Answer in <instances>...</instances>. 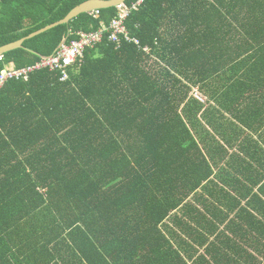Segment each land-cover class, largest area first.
Masks as SVG:
<instances>
[{
  "label": "trees",
  "instance_id": "obj_1",
  "mask_svg": "<svg viewBox=\"0 0 264 264\" xmlns=\"http://www.w3.org/2000/svg\"><path fill=\"white\" fill-rule=\"evenodd\" d=\"M83 1L0 0V46ZM95 11L0 73L116 16ZM124 23L138 44L104 35L66 80L1 88L0 264H239L264 224V0H142Z\"/></svg>",
  "mask_w": 264,
  "mask_h": 264
},
{
  "label": "built area",
  "instance_id": "obj_2",
  "mask_svg": "<svg viewBox=\"0 0 264 264\" xmlns=\"http://www.w3.org/2000/svg\"><path fill=\"white\" fill-rule=\"evenodd\" d=\"M141 1L142 0H137L133 2L131 6L125 3L116 6V16L111 20L108 26L102 25L100 29L91 32L79 31L78 38L60 44L56 53L52 55L44 56L39 61L23 67H6L4 71L0 73V90L7 81L13 79L26 80L34 71L43 68H47L51 71L59 70L60 80H66L68 78V67L79 64L82 60L84 49L86 47H93L96 43H99L105 34L109 41L117 43V45L123 38L126 41H133L138 44L136 39L130 38L127 34L124 21L133 10L137 9ZM92 13L96 16L98 11H93ZM143 49L148 51L147 47ZM195 96L199 98V96Z\"/></svg>",
  "mask_w": 264,
  "mask_h": 264
},
{
  "label": "water",
  "instance_id": "obj_3",
  "mask_svg": "<svg viewBox=\"0 0 264 264\" xmlns=\"http://www.w3.org/2000/svg\"><path fill=\"white\" fill-rule=\"evenodd\" d=\"M124 1L125 0H85L80 4L76 5L75 7H73L62 19L55 21L51 24H48L16 41L0 46V56H2L5 52L21 47L26 39L34 37L40 33H43L56 25L68 23L71 19H73L74 17L78 16L81 13L91 12L92 10H100L104 8L115 7L116 5L123 3ZM65 41L66 40H64L61 44L65 43Z\"/></svg>",
  "mask_w": 264,
  "mask_h": 264
},
{
  "label": "crops",
  "instance_id": "obj_4",
  "mask_svg": "<svg viewBox=\"0 0 264 264\" xmlns=\"http://www.w3.org/2000/svg\"><path fill=\"white\" fill-rule=\"evenodd\" d=\"M262 200L264 201L263 195ZM253 215L257 220L264 222V214L261 211ZM247 230V235L245 233L241 241L242 258L239 264H264V224L259 225L256 229Z\"/></svg>",
  "mask_w": 264,
  "mask_h": 264
},
{
  "label": "rangeland",
  "instance_id": "obj_5",
  "mask_svg": "<svg viewBox=\"0 0 264 264\" xmlns=\"http://www.w3.org/2000/svg\"><path fill=\"white\" fill-rule=\"evenodd\" d=\"M125 1H126V0H125ZM125 1H124L123 3H125ZM135 2H136V1H135ZM125 4H126V3H125ZM118 5H119V4H118ZM118 5H116V6H118ZM116 6H115V8H116ZM94 11H95V10H94ZM91 12H93V11H91ZM91 12H89V13H91ZM116 12H117V11H116ZM113 18H114V17H113ZM113 18H112V19H113ZM112 19H111V20H112ZM125 20H126V19H125ZM110 22H111V21H110ZM124 24H125V23H124ZM102 25H106V24H103V23H102V24H101V27H102ZM108 25H109V24H108ZM108 25H106V26H108ZM101 27H100V28H101ZM100 28H99V29H100ZM97 30H98V29H97ZM105 35H106V34H105ZM106 36H107V35H106ZM107 39H108V38H107ZM65 42H66V41H65ZM100 42H101V41H100ZM96 44H97V43H96ZM96 44H95V45H96ZM143 48H144V47H143ZM147 49L149 50V48H147ZM143 50H144V49H143ZM147 52H148V51H147ZM75 65H77V64H75ZM73 66H74V65H73ZM59 72H60V71H59ZM190 94H193L194 96H195V95L199 96L200 100H202V99L204 98V96H203V95L197 90L196 87L193 88V89L191 90ZM195 97H196V96H195Z\"/></svg>",
  "mask_w": 264,
  "mask_h": 264
},
{
  "label": "bare ground",
  "instance_id": "obj_6",
  "mask_svg": "<svg viewBox=\"0 0 264 264\" xmlns=\"http://www.w3.org/2000/svg\"><path fill=\"white\" fill-rule=\"evenodd\" d=\"M120 4H121V3H120ZM120 4H119V5H120ZM92 11H94V10H92ZM102 39H103V38H102Z\"/></svg>",
  "mask_w": 264,
  "mask_h": 264
}]
</instances>
